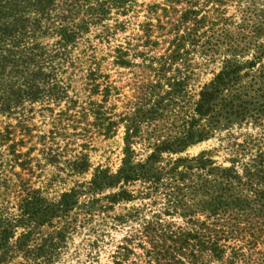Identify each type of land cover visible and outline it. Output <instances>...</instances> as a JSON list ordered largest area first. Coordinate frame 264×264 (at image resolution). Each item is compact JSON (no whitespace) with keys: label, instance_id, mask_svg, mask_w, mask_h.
<instances>
[{"label":"trees","instance_id":"1","mask_svg":"<svg viewBox=\"0 0 264 264\" xmlns=\"http://www.w3.org/2000/svg\"><path fill=\"white\" fill-rule=\"evenodd\" d=\"M230 4L234 12L227 13ZM134 5L0 0V177L4 168L28 167L30 148H21L36 127L32 119L60 102L58 117H78L104 138L122 129L118 167H92L87 180L57 198L47 199L14 173L15 213L0 212V264H53L77 223L93 215L112 225L134 224L115 246L111 264H264V0L146 5L136 38L143 50L116 45L106 53L118 67L132 66L130 57L138 56L136 66L152 76L116 113L106 105L116 89L100 71L90 37L107 42L125 26L118 17ZM159 44L165 45L154 55ZM196 57L219 67L192 96L187 82ZM75 80L78 90L70 85ZM57 122L50 121L57 130L48 131L51 137L63 130ZM246 124L262 132L229 144L227 165L213 160L210 149L183 154ZM136 145L145 149L143 157ZM70 158V174L91 167L86 153Z\"/></svg>","mask_w":264,"mask_h":264},{"label":"rangeland","instance_id":"2","mask_svg":"<svg viewBox=\"0 0 264 264\" xmlns=\"http://www.w3.org/2000/svg\"><path fill=\"white\" fill-rule=\"evenodd\" d=\"M160 2L162 0H135L132 10L125 16L118 17L119 20L125 19L124 28L116 30L109 36L107 42L97 43L96 39L89 35L91 42L97 48L95 56L99 57L100 71L107 75V81L116 89V93L112 94L106 104L113 105L112 111L116 113L125 110L127 104L134 101L135 96L140 91V86L149 81L152 76L142 66H136L140 65V57H130L134 63L132 66L118 67L110 63L111 58L106 56V53H108V49H112L116 45H130V47H136L138 51L143 50L140 46L142 39L136 38L141 35L140 25L146 20L144 9L148 4ZM232 12H234V8L230 4L227 6V13ZM151 20L154 22V19ZM164 45H156L152 48L151 53L154 55L160 53ZM129 53H132L131 50ZM203 63L197 57L193 60L191 66L193 75L187 82V89H189L192 96L196 95L199 87L207 82L219 67L216 61ZM81 64H78V67L82 66ZM70 85L78 90L79 80H75ZM82 94L80 92L78 94L80 100L83 98ZM60 106H62V102L57 107L53 106L52 113L47 112L42 117L35 113L32 123L36 127L32 128L30 132L32 136L29 139H24L25 143L21 148V151L30 148L27 156L30 159L29 168L22 170L14 165L12 169H3L5 177H3L4 179L2 176L0 177V212L5 213L3 214L4 216L15 213V187L18 183V178L14 176V173L18 174L19 178L25 180L31 187L39 188L41 194L47 199H54L61 192L87 180L92 167L101 165L108 167L111 171L118 167L122 156V129L118 128L112 137L104 138L96 134L93 127L87 125L86 121L78 117H75L73 122L64 119L66 117H63V115L58 117L56 112H58L57 108ZM53 119H58V127L63 129L57 132L58 134L62 133L60 136L51 134L54 139L48 132L57 131L52 129L50 121ZM91 120V118L87 119V121ZM261 122L264 124V118ZM260 132L262 130L258 126L250 124L232 127L228 131H221L205 141L188 147L183 154L194 155L201 150L210 149L212 150L213 160L217 163H222V165H227L226 159L231 154L228 150V145L241 143L244 139L255 138ZM42 134L45 137L40 139L39 136ZM82 144L85 146H81ZM139 147L138 145L135 146L138 157H143L146 151ZM249 148L252 151L254 147L250 146ZM79 151L86 153L91 167L86 173L70 174L66 168V161ZM245 157L244 159H246ZM5 170H9V172ZM1 179L5 181H1ZM79 200H82V198H79ZM131 204L137 205L138 202L135 201ZM121 206V204L115 205L113 213L119 212ZM81 222V224L77 223L76 227L66 238L60 249L59 256L53 264H111V255L115 250V246L119 243L121 237L126 232H130V228L134 227L133 223L112 225L110 220L102 215H93L89 221ZM133 250L137 252V248H133ZM122 264H128V262L124 261Z\"/></svg>","mask_w":264,"mask_h":264}]
</instances>
